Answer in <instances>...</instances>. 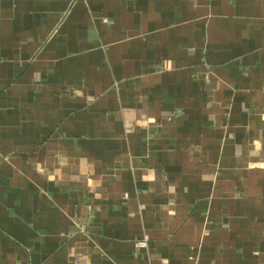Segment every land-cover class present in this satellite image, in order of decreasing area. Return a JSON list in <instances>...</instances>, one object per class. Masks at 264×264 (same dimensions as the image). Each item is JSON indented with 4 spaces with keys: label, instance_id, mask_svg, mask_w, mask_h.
<instances>
[{
    "label": "crops",
    "instance_id": "crops-1",
    "mask_svg": "<svg viewBox=\"0 0 264 264\" xmlns=\"http://www.w3.org/2000/svg\"><path fill=\"white\" fill-rule=\"evenodd\" d=\"M0 264H264V0H0Z\"/></svg>",
    "mask_w": 264,
    "mask_h": 264
}]
</instances>
